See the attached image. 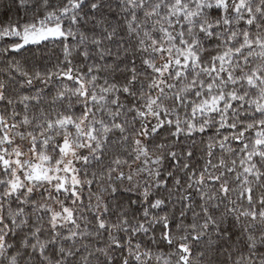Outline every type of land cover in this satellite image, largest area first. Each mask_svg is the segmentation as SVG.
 <instances>
[{"label":"snow or ice","instance_id":"snow-or-ice-1","mask_svg":"<svg viewBox=\"0 0 264 264\" xmlns=\"http://www.w3.org/2000/svg\"><path fill=\"white\" fill-rule=\"evenodd\" d=\"M0 264H264V0H0Z\"/></svg>","mask_w":264,"mask_h":264},{"label":"trees","instance_id":"trees-1","mask_svg":"<svg viewBox=\"0 0 264 264\" xmlns=\"http://www.w3.org/2000/svg\"><path fill=\"white\" fill-rule=\"evenodd\" d=\"M0 67H2V66H0Z\"/></svg>","mask_w":264,"mask_h":264}]
</instances>
